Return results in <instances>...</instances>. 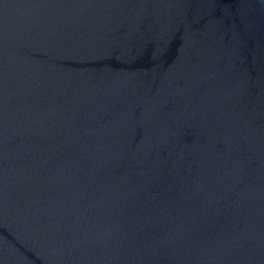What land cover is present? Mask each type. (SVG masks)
Instances as JSON below:
<instances>
[{"label":"water","instance_id":"95a60500","mask_svg":"<svg viewBox=\"0 0 264 264\" xmlns=\"http://www.w3.org/2000/svg\"><path fill=\"white\" fill-rule=\"evenodd\" d=\"M0 264H264V0H0Z\"/></svg>","mask_w":264,"mask_h":264}]
</instances>
